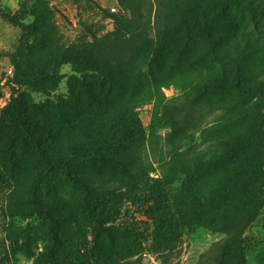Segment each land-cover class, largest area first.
<instances>
[{
    "label": "trees",
    "instance_id": "16d2710c",
    "mask_svg": "<svg viewBox=\"0 0 264 264\" xmlns=\"http://www.w3.org/2000/svg\"><path fill=\"white\" fill-rule=\"evenodd\" d=\"M115 1L111 31L70 45L47 0L32 1L30 24L12 19L22 36L0 99L3 79L49 96L46 81L55 90L63 67L70 77L67 97L38 106L12 88L1 110L9 216L47 223L40 264H138L145 250L170 264L194 229L225 235L199 264H248L244 236L264 209V0ZM201 124L209 156L163 149L158 129ZM124 203L150 220L146 238L110 226Z\"/></svg>",
    "mask_w": 264,
    "mask_h": 264
},
{
    "label": "rangeland",
    "instance_id": "374dc122",
    "mask_svg": "<svg viewBox=\"0 0 264 264\" xmlns=\"http://www.w3.org/2000/svg\"><path fill=\"white\" fill-rule=\"evenodd\" d=\"M33 0H0V77L2 73L11 70L8 55L16 50L22 36V26H13L12 19L23 16L21 24H30L33 20L29 16V7ZM54 13V22L63 42L66 45L77 41L91 30L98 35H103L112 30V21L106 19L104 11L112 14L116 8L115 0H90V2L72 0H47ZM100 30L99 32H97ZM12 71V70H11ZM62 79L57 88L52 90V82L46 81L44 87L50 92L47 96L36 92L35 85L31 89L17 85H7L3 79L4 87L0 102L1 110L7 105L16 90L15 96L23 95L30 104L47 105L54 101L56 96L69 95L67 81L70 77V68L61 69ZM165 95L170 98L176 95L172 89L165 90ZM152 105H146L139 111L140 120L145 127L151 121ZM214 115L208 122H211ZM205 124V123H204ZM204 124L195 128L182 126L177 133L169 130L158 129L157 134L162 138V147L166 152H173L184 157L192 158L201 154L212 153L215 142H204L202 129ZM30 160L24 161V166H31ZM157 172L154 177H162L164 168L156 165ZM185 179L184 173H179L171 184V190L178 189ZM10 178L0 171V264H40L41 253L47 240V223L37 216L31 218H11L8 212V195L11 192ZM112 228L120 231L133 232L146 238L150 231V220L134 209L131 204L124 203L115 221L110 223ZM27 232L32 239L31 255L23 247L22 234ZM246 257L248 264H264V209L257 220L245 233ZM224 234L211 233L202 229L186 230L182 237L179 254L170 264H199L201 256L208 252L214 244L221 242ZM138 264H159L148 251H144L137 258Z\"/></svg>",
    "mask_w": 264,
    "mask_h": 264
},
{
    "label": "built area",
    "instance_id": "2783aa9c",
    "mask_svg": "<svg viewBox=\"0 0 264 264\" xmlns=\"http://www.w3.org/2000/svg\"><path fill=\"white\" fill-rule=\"evenodd\" d=\"M112 12H116V10L113 9ZM6 73H7V75H8L9 77H12V76H13V72H12L11 70H8ZM0 102H1V100H0Z\"/></svg>",
    "mask_w": 264,
    "mask_h": 264
}]
</instances>
